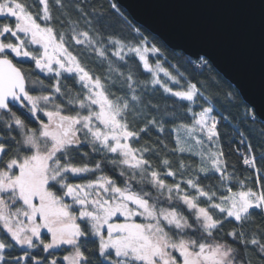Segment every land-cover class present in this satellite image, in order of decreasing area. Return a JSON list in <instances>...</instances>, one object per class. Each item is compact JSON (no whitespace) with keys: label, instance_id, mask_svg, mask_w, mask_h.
I'll return each instance as SVG.
<instances>
[{"label":"snow or ice","instance_id":"1","mask_svg":"<svg viewBox=\"0 0 264 264\" xmlns=\"http://www.w3.org/2000/svg\"><path fill=\"white\" fill-rule=\"evenodd\" d=\"M105 3L0 0V264H264V115L233 125L211 68L173 74Z\"/></svg>","mask_w":264,"mask_h":264},{"label":"water","instance_id":"2","mask_svg":"<svg viewBox=\"0 0 264 264\" xmlns=\"http://www.w3.org/2000/svg\"><path fill=\"white\" fill-rule=\"evenodd\" d=\"M170 49L203 57L264 115V0H117Z\"/></svg>","mask_w":264,"mask_h":264},{"label":"trees","instance_id":"3","mask_svg":"<svg viewBox=\"0 0 264 264\" xmlns=\"http://www.w3.org/2000/svg\"><path fill=\"white\" fill-rule=\"evenodd\" d=\"M85 2L92 4L97 9H99L101 5H104L105 11L107 10V5L105 3V0H85ZM121 9L124 12L125 16L127 17V19L131 22L133 28H139L140 33L142 34V36L144 38L147 39L148 43H150L151 45L155 44L158 48H160L161 52H160L159 58H160L161 62L163 63L164 67L168 68L169 71L172 72L173 74L180 72V73H183L186 77L194 78L192 80V82H196L197 80H199L201 82H205L207 80L209 74H210L209 68H211L212 69L211 75L216 76L217 82H219L221 84V86L219 88L208 87L206 84V87H208V91L205 92V95H208L210 97H218L220 102H217V100H213L215 107L217 109H219L220 103L221 102L224 103L227 106L228 110L232 113V116L236 117L235 120H232V124L235 125L236 127H239V120L244 114V106H247V108L249 110H252V108L243 100V98L239 94L238 90H236L234 85L231 84L228 80H226V78H224V76H222L212 66V64L210 62H209L208 66H201L199 59L198 60L193 59L180 50H173V49L168 48L160 38H158L156 35L152 34L151 32L147 31V29H145L144 27L137 24L131 18L129 13L127 11H125V9L123 7H121ZM73 18H75V16ZM7 22H8L7 20H0V23H7ZM106 35H107V33H106ZM19 59L20 58H16V60H14V62L18 61ZM150 59L152 62H154V61H156L157 57L153 56V57H150ZM188 61H191V63H188ZM86 62L88 63L89 68H95L96 71H100L99 67H97L95 64H93L89 61H86ZM169 65H171V67H169ZM18 66L24 68L26 71H32V69L34 67V65L31 63H19ZM161 76L163 78V74H161ZM32 78L36 79L37 76L34 75ZM39 78L43 79V75L40 74ZM142 78L143 79H150V77H148L147 75L142 77ZM164 79H166V78H164ZM45 83H48V81H45ZM69 83H71V81H69ZM224 92H235L236 93V96H235L236 106L229 104L228 101L224 99V97H223ZM157 100H160V102L162 104L164 102L159 96L157 97ZM168 102L171 103L170 100ZM18 114H20V113H18ZM225 115H227V112L225 113ZM221 130L222 131L227 130L229 132L232 131L231 128L224 129L223 127ZM240 130L243 131V129H240ZM156 138H157V134L155 132H153L152 139L155 140ZM147 139L148 138L145 137L144 140L141 141V143H144V141H146ZM169 143L171 144L170 139H169ZM252 143H253L254 148H255V154L257 156L258 166H260L261 164H264V162H261L259 159L260 155L262 153H264V146H261L260 142L257 140V138L255 136L252 137ZM231 147L235 148V147H240V146L238 144L233 143L231 145ZM225 151L226 152L229 151V146L227 143H225ZM96 159H99V157H96ZM171 159L175 160L176 157H171ZM228 160L230 163L237 164V167H238L240 174H241V178H243L244 176L251 175L250 171L245 170V166H243L240 157L236 153H234V152L231 153L228 156ZM153 162L156 163L155 160H153ZM106 171H108V169H106ZM109 174L111 175L113 173H111L109 171ZM116 175L118 176V174H116ZM72 182H82V181L77 180V181H72ZM171 182H172V178H169V183H171ZM251 183L252 182L249 181L250 185H251ZM254 219L256 221V225L264 227V221L261 220L259 215H256L254 217ZM232 227H234L233 224H226L225 230L227 231V230L231 229ZM254 227H255L254 225L249 224L247 230L252 231L254 229ZM43 238L45 239L46 242H47V240L50 239V237L47 235H45ZM89 247H92V245H89ZM31 251L33 252V254H38L39 256L45 257L48 260H50L52 258V257L48 256L47 253H44L42 251V249H33ZM19 254H20L19 251L14 253V255H19ZM66 254H68V251H66L64 249L57 250L55 253L56 257H58V258H62V256L66 255ZM248 255H249V258L252 260V264H258V260H257L255 254L253 252L249 251Z\"/></svg>","mask_w":264,"mask_h":264},{"label":"rangeland","instance_id":"4","mask_svg":"<svg viewBox=\"0 0 264 264\" xmlns=\"http://www.w3.org/2000/svg\"><path fill=\"white\" fill-rule=\"evenodd\" d=\"M148 44L151 45L150 43H148ZM154 62H155V61H154ZM154 62H153V63H154Z\"/></svg>","mask_w":264,"mask_h":264}]
</instances>
